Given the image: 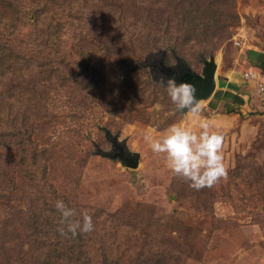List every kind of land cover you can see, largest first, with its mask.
I'll return each instance as SVG.
<instances>
[{
	"label": "trees",
	"instance_id": "16d2710c",
	"mask_svg": "<svg viewBox=\"0 0 264 264\" xmlns=\"http://www.w3.org/2000/svg\"><path fill=\"white\" fill-rule=\"evenodd\" d=\"M152 1L46 0L44 6L37 2L32 9L33 21L27 17L32 26L28 43L33 47L31 54L34 56L30 57L24 51L25 41L13 43L25 18L22 17L21 1L0 0V25L4 30L0 34V242L12 247L17 238H25L31 249L45 257L38 264H185L191 257L187 256L192 251L189 241L172 248L166 245L167 227L176 221L172 218L174 215L161 216L155 206L145 203H137L134 208L123 207L115 214L82 206L60 196L48 178L46 164L42 163L54 164L57 159L56 148L43 144L48 130L64 125L68 133L85 135V122L95 108L92 102L95 96L109 98L110 112L126 122L148 118L144 107L153 93L144 89L150 83L142 89L145 83L142 76L146 70L133 67L131 61L146 55L147 49L163 48L162 38L170 36L166 45L173 48L188 66L190 62L185 57L188 47H198L197 54L192 52L196 59L202 51L216 50L229 41V37L223 35L224 27L216 19L219 11L216 6L221 0H178L173 5L174 10L177 9L173 17L169 14V19L158 16L153 19L155 25H163L165 29L137 40L125 39L122 29L127 26L129 15L145 16L141 9L146 7V2ZM166 1L171 3L173 0ZM105 6L114 8L110 20L107 18L109 12L103 11ZM68 7L82 11L79 16L86 21L81 20L73 26L88 33L83 39L103 33L110 38L92 50L77 51L79 60H87L82 70H78L79 61H69L68 54L61 51L69 31L55 16L54 10ZM210 27L215 33H209ZM112 54L117 56L112 67L105 63L107 70H100L104 74L99 77L91 74L93 65L102 64L106 60L103 58ZM256 55L259 58L255 66L264 73V53ZM225 83L222 80L221 86ZM228 87L230 90L225 98L236 104L221 102V111L239 113L238 108L244 100L234 96L231 90L239 92L241 88L235 84H228ZM52 91L66 94V101L60 103L62 109L59 111L60 105L53 108L48 105L49 100L54 102L49 97ZM166 91L162 90V93ZM220 96L216 92L210 104L216 107ZM166 102L172 109H177L170 98ZM45 118L48 122L43 121ZM176 181L175 184L180 186V190H176L177 199L181 200L183 191L186 193L190 188L189 182L180 176H176ZM74 187H78V179ZM203 189L192 188L194 197H199ZM58 200L74 208L78 214L76 218L83 211L91 215L94 230L75 237L70 233L60 235L57 231L60 214L55 208ZM167 237L171 239L170 234Z\"/></svg>",
	"mask_w": 264,
	"mask_h": 264
},
{
	"label": "rangeland",
	"instance_id": "374dc122",
	"mask_svg": "<svg viewBox=\"0 0 264 264\" xmlns=\"http://www.w3.org/2000/svg\"><path fill=\"white\" fill-rule=\"evenodd\" d=\"M20 1L22 17L24 15L25 18L13 43L25 41L24 51L33 57V47L28 43L32 26L27 17L33 21L32 9L37 2L44 6L46 0ZM177 1L146 2V7L141 9L145 16H127V26L122 29L125 39L137 40L165 29L163 25H155L153 19L156 16L169 19V14L173 17L177 11L173 5ZM216 7L219 9L216 19L224 27L223 35L229 37V41L216 50L202 51L196 59L192 52L196 51L197 54L198 47H188L185 56L190 62L189 66L199 74L203 68L202 57L209 58L211 54L215 56L218 64L216 92L221 95L216 107L210 104L212 98L200 101L199 111L193 115L189 110L183 113L168 105L166 100L170 97L167 91L162 93V90H166L167 80L157 69L163 68L161 62L165 66L175 65L176 56H180L166 45L170 39L167 36L162 38L163 48L147 49L150 51L146 50V55L131 61L133 67L146 70L142 76L145 82L142 89L150 83L144 89L147 93H153L144 107L148 118L126 122L110 112L109 98L95 96L92 98L95 108L90 112V119L85 122V135L68 133L64 125L48 130L43 144L56 148L57 159L54 164L42 163L46 164L48 178L55 184L60 196L82 206L115 214L123 207L134 208L137 203H145L155 206L161 216L174 215L172 218L176 221L167 227L166 245L172 248L189 241L192 251L187 256L191 257L185 260V264H264V73L255 66L259 58L256 54L264 53V0H221ZM54 11L55 16L62 20L65 29L69 31L61 51L68 54L69 61H79L78 70H82L87 60H79L80 49L81 52L86 51L85 48L92 50L103 40V43L110 41V38L103 33L98 37L87 36L83 39L88 33L77 25L73 26L81 20L86 21L79 16L82 11L72 7L57 8ZM103 11L109 12L107 18L110 20L114 8L105 6ZM90 18H94L92 12ZM138 21V26H134ZM108 31L109 29L106 30ZM3 32V26L0 25V34ZM209 33H215L213 27H210ZM103 59L106 60L102 64L92 66L91 74L98 77L101 73L104 74V71L100 72L107 70L104 64L109 63L112 67L117 56L106 55ZM181 60L185 62L182 58ZM144 63L154 70L153 73L149 66L142 67ZM161 77L164 78V83L160 82ZM222 80L226 81L225 86H221ZM228 84L241 88L239 92L231 90L234 96L244 100L238 108L239 113L226 114L221 111V102L236 104L232 99L229 101L225 98L230 90ZM158 91L161 97L158 96ZM64 95L66 94L63 92H50L49 97L54 101H48L50 108L60 105L57 110H61L60 103L67 98ZM153 99L155 101H151ZM45 120L48 122L47 118L43 119ZM202 122L209 125L210 132L223 135L222 153L227 178L221 179L212 187H205L200 191V196L197 195L198 200L191 187L188 192L183 191L182 199L178 200L176 190H180V186L175 184L176 175L167 168L163 154L152 152L145 136L158 139L173 124L199 133ZM103 128L109 129L114 135L119 134L120 140L127 138L130 150L141 154L137 169H130L118 160L96 154V145L106 151L110 148ZM85 136H89L86 141ZM77 179L78 187L75 188ZM168 234L171 239L167 237ZM43 258V255H38L30 248L25 238H17L12 247L9 243L0 242L2 264H38Z\"/></svg>",
	"mask_w": 264,
	"mask_h": 264
},
{
	"label": "clouds",
	"instance_id": "9594fccd",
	"mask_svg": "<svg viewBox=\"0 0 264 264\" xmlns=\"http://www.w3.org/2000/svg\"><path fill=\"white\" fill-rule=\"evenodd\" d=\"M160 82L164 83L163 77ZM166 90L177 109L187 108L193 115L199 111V104L194 96L196 88L192 84H177L175 79H168ZM199 127L201 131L197 133L173 124L158 139L145 136L152 152L163 154L167 168L176 176L184 178L195 190L212 187L221 179L227 178L228 174L223 162V135L210 132L207 123L202 122ZM55 208L60 214V226L57 228L60 235L70 233L75 237L94 230L92 217L86 211L76 218L77 211L62 200L56 201Z\"/></svg>",
	"mask_w": 264,
	"mask_h": 264
},
{
	"label": "water",
	"instance_id": "95a60500",
	"mask_svg": "<svg viewBox=\"0 0 264 264\" xmlns=\"http://www.w3.org/2000/svg\"><path fill=\"white\" fill-rule=\"evenodd\" d=\"M165 55L166 53L163 52ZM176 56V55H175ZM177 63L172 67H167L166 70H159L166 74V80L175 79L177 84L189 83L196 88L194 93L195 100L199 103L203 100L211 99L217 91L218 87V64L213 54L209 58L202 57L203 64L202 72L199 74L193 71L180 57L176 56ZM149 65L144 63L142 67L147 68ZM149 68H151L149 66ZM152 70V68H151ZM154 70L151 72L153 73ZM183 113L188 111L187 108L181 110ZM107 141L110 143L108 151L103 150L96 145L97 155L110 160H118L124 166L130 169H137L140 165L141 154L130 150L127 144V138L120 140L119 134H113L109 129L103 128Z\"/></svg>",
	"mask_w": 264,
	"mask_h": 264
},
{
	"label": "flooded vegetation",
	"instance_id": "af4514ba",
	"mask_svg": "<svg viewBox=\"0 0 264 264\" xmlns=\"http://www.w3.org/2000/svg\"><path fill=\"white\" fill-rule=\"evenodd\" d=\"M172 66H174V64H173V65H168L167 67H172ZM162 67H163V68L158 67L157 70H166V68H164V66H162ZM191 69H192V68H191ZM192 70H193V69H192ZM160 73L162 74V76H163L164 78L167 77L166 74H165L164 72L160 71Z\"/></svg>",
	"mask_w": 264,
	"mask_h": 264
}]
</instances>
